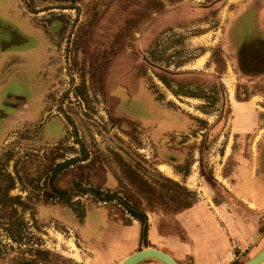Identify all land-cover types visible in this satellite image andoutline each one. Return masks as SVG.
Masks as SVG:
<instances>
[{
    "label": "rangeland",
    "instance_id": "374dc122",
    "mask_svg": "<svg viewBox=\"0 0 264 264\" xmlns=\"http://www.w3.org/2000/svg\"><path fill=\"white\" fill-rule=\"evenodd\" d=\"M30 1L0 0V52L17 30L15 42L30 41L21 49L26 57L42 58V50L46 49V55L49 49L43 25L48 27L52 63L48 86L45 83L49 87L46 103L47 109L60 116H45L44 130L41 123L23 126L0 148V160L17 162L25 184L19 183L13 192L24 198L18 202L17 215L0 213L4 220H0V264H91L89 254L93 252L79 245L67 226L78 228L73 214L53 207L66 205V201L47 202L44 195L56 196L74 180L90 176L96 186L115 185L116 178L117 190L149 214L170 215L195 199L202 200L204 194L210 195L213 180L222 181L220 154L234 139L229 127L233 122L231 98H249L252 89L248 78L240 79L236 66L226 65L219 47L221 31L214 28L219 24L180 25L174 36L171 29L161 33L154 46H144L147 39L139 43L160 12L183 0ZM216 14L210 22L216 21ZM223 14L224 23L227 16ZM171 25L173 21L163 29ZM156 26L152 24L145 32ZM25 73L9 80L8 93L30 94L16 89L17 81L30 83L32 77L36 81L42 74L35 70ZM229 73L235 80L232 88ZM75 84L82 85V102L76 97ZM35 89L31 93L35 106L27 115L33 123L44 116L40 113L44 85ZM172 90L181 96L176 97ZM256 90L264 93L261 87ZM62 97H68V103ZM258 109L263 116L254 133V150L264 138V103ZM186 176H191L189 183ZM197 184L202 189L194 198L186 188L194 189ZM29 190L34 193L32 199ZM27 202L33 204L32 211H26ZM85 202L74 200L73 204L82 213ZM109 209L112 214L120 213L118 208ZM14 222L17 240L10 228ZM85 228L80 229L81 234L89 242L93 228Z\"/></svg>",
    "mask_w": 264,
    "mask_h": 264
},
{
    "label": "crops",
    "instance_id": "0c3cea01",
    "mask_svg": "<svg viewBox=\"0 0 264 264\" xmlns=\"http://www.w3.org/2000/svg\"><path fill=\"white\" fill-rule=\"evenodd\" d=\"M18 1L21 3V0ZM236 1L226 0L224 4L237 6ZM25 14L23 12V15ZM29 18L38 29L33 19L30 16ZM232 26L234 29L231 44L225 55L230 59L231 65L240 68V79L248 78L252 92L247 100L235 101L234 97L231 98L232 116H236L234 124L229 127L235 138L240 137L242 145L234 151V139L230 152L228 145L224 157L220 156L222 167L226 168L228 163L232 167L228 176L225 175L222 182L216 184L223 189L224 198L215 203L213 196L216 197L218 189L211 186L210 198L203 196L201 201L181 212L170 215L148 213L149 244L148 247L143 245V248L160 250L179 264H235L236 261L245 264L264 249V149L256 157L250 149L251 145L243 141V138L255 132L260 125V117L263 116L258 108L264 103L261 101L264 96L256 89L264 82V0H243L235 10L230 27ZM17 28L19 30V26ZM18 37L17 30L12 31V39L5 50L0 52V142L7 138L10 132L25 125L40 123L45 117L34 123L27 119L28 112L35 106L31 93H35V87L41 88V85H44V90L40 97L43 109L42 112L40 109V113L45 115L44 70L48 50L47 56L44 55L46 49H41L44 52L42 58H28L21 49L30 41L20 39L22 43L15 42ZM46 41L50 48L47 38ZM34 70L42 74L39 79L35 81L31 76L30 83L24 81L25 79H19L16 83V89H25L30 94L21 91L8 93L10 79ZM234 81L229 73L230 84H227L230 88L233 87ZM37 90L39 92V89ZM39 95L40 92L37 95L38 100ZM91 209H95L94 213L97 212L100 216L96 217V213L94 218H89L94 213L90 214L88 208L80 226L83 230H87L86 225L93 228L94 233H87L91 237L90 245L83 243L93 252L90 257L91 264H120L128 256L138 252L141 246L140 222L133 220L124 223L102 208ZM179 227L184 233L183 237L178 231ZM253 246L254 251L250 257L245 258V253ZM119 257L122 258L120 261L117 259ZM141 264L163 263L151 260Z\"/></svg>",
    "mask_w": 264,
    "mask_h": 264
},
{
    "label": "flooded vegetation",
    "instance_id": "af4514ba",
    "mask_svg": "<svg viewBox=\"0 0 264 264\" xmlns=\"http://www.w3.org/2000/svg\"><path fill=\"white\" fill-rule=\"evenodd\" d=\"M26 1H28V3L31 2L30 0H26ZM225 1L226 0H211V1L210 0H183L180 3H176L169 10L162 11V12H160L159 16H156L154 21H152L150 23V26L152 24H157V26L154 29H152V31L149 32V33H146L145 31H147L150 26L147 29H145L143 31V34H141L139 43H141L144 39H147V40H149V42L147 44H145V42H144V46H147V45L150 46V45H152V43H154L152 45V46H154L156 44V42L158 41L157 40L158 36L161 33H163L167 29H171L172 32L174 33L176 30H178L175 27H179L180 25L194 24V23L199 24L198 22H200V21H202L204 24H205V22L212 23L213 25L219 24L218 25L219 27H214L215 29L219 28L218 30L221 31L220 32L221 38L219 40L220 41L219 42L220 43L219 47L222 49V56L225 59L226 65L230 64V66H233V65H231L230 59H227L225 54L227 53L226 50L229 48V46L231 44V36H232V31L234 29V27L232 26V28H231L230 25H231V22H232V19H233L234 15H235V10L237 9V6L241 5V2L243 0H237L236 3H235V4H237V6H231L229 4L225 5L224 4ZM225 9H227V10L224 11ZM215 13H217L216 17H215L216 21L210 22L214 18V16H212V15L215 14ZM223 13L226 14V16H227V19L225 20L224 23H223V17L224 16H222ZM169 21H173V25L169 26L168 28L163 29L164 26L166 25V23L169 22ZM43 27H44V30H45V36H46V38H47V40L49 42V45H50V48L48 46V48H49L48 49V56L46 55L47 56V58H46V63L47 64H46V67H45V70H44V75H45V80H46L45 82H46V86H48V81H47L46 77L48 75V70H49V68H51V63H52V41H51L50 35L48 33V30H47L48 27H46L45 25H43ZM203 34H206V32L203 33ZM203 34H200V35H203ZM174 35H175V33L172 36H174ZM194 37H197V35H193L192 36V38H194ZM179 66H183V65H179ZM237 68L240 70L239 67H237ZM239 83H240L239 87H242L243 82L240 80ZM74 87H75L74 90H75L77 99H79L80 102H82L81 98H82L83 94L80 93V90L82 89V85L75 84ZM259 87L264 89V82H262ZM172 93L176 97H180L181 96V93L174 92L173 90H172ZM261 94L264 96V93H261ZM48 95H49V87L46 88V96H45V99H44V114H45L44 116H60V115H56L50 109H47L46 100L48 98ZM193 98H196V97L193 96ZM202 99L203 100H207L209 102V100L207 98H202ZM247 99H249V98H246V99H237L236 98L235 101H242V100H247ZM62 100L64 102L66 101V103H68L67 100H69V99H68V97L66 99H65V97H62ZM235 116H236V114H235ZM235 116H233V119H232V121H233L232 123L233 124H234ZM45 119H46V117H45ZM43 120L40 122L43 125L42 126L43 127L42 130H44V128H45V121H43ZM256 130H255V132H256ZM15 132L16 131L10 132L9 135L7 136V138L5 137L4 140L2 142H0V148L8 140V138L10 136H12ZM254 133H252V135H250V136H248L246 138H243V141H245V143L247 142V144L251 143L250 144L251 145L250 149L252 150L253 155L257 157V156H259V152H261V150L263 149L262 148V143L264 142V138L260 141L259 145H257V149L254 150L255 146L253 144H254V140H255L254 138L256 136V135H254ZM231 134L233 136L232 132H231ZM228 136H229V139H230V137H232L231 135H228ZM234 139L236 140L235 146H234V151H235L237 149L236 147H239L242 144H241V141H240V137H237V138L234 137ZM228 145H229V147L227 149H229L228 152H230V148H231L232 144H230V141H229L224 146L223 153L220 154V156L224 157V155L226 154V147ZM175 157L178 160L179 159V154H177ZM83 158H85L83 161H85L87 159L86 156H83ZM219 166H220V169L222 168V177H224L225 175L228 176V173H230L232 171V170H230V169H232V167L229 166V163H228V166H226V168L222 167V163H219ZM60 167H62V166H60ZM65 168L66 167H64V169ZM18 169H19V165L17 164V162H14L13 160H0V213L4 214V215H7V216H9V212H12L13 215H17L18 206H19L18 202L24 200V198H20L22 193L15 194L13 196V192L18 190L19 183H22V185L24 184L23 181H22L23 180V178L21 176L22 174L20 173V171ZM49 173L50 172H48V175H49ZM176 174L177 175H182V173H180L178 170H177ZM60 175H61V173H59L57 175V177L60 176ZM174 175H175V173H174ZM41 176H42L43 181H45L46 180L45 177H47L46 170H43ZM190 178H191V176L190 177L186 176V182L189 183ZM114 179H115V182H116L115 185L113 184V185H109V186H106V185L96 186V185L92 184V182L90 181V176H89L85 180L84 179L81 180V181L74 180L73 183L71 184L70 188H68L66 190H63V191L56 192L57 193L56 196H53L51 194H45L44 195V198H45V200H47V202H49V200H56V199L60 200V202L66 201V205L65 204L61 205L59 203V205H54L53 207H60V208H63L65 210L71 211V213L74 216L73 219L75 220V223L77 224L78 228L71 227L69 225H67V226L69 227V230H71V231H73L75 233L76 240H78L79 245L82 246L84 242L87 243L88 245H90L89 242H87V241H85L83 239V236H82L81 230H80L81 229L80 226L84 222V219L86 217V213L88 211V208H90V209L91 208H102V210L104 209L108 213H110V215L112 217H114V218H116V219H118V220H120V221H122L124 223H129L130 221L137 220L129 213V208L134 207L133 206L134 205L133 202L128 200V198L126 196H124V194L120 190H117V187H118L119 183H118V180L116 178H114ZM172 182L177 184V185H180V184H178V182H175V181H172ZM217 182H222V181L213 180V182L210 183V185L212 187L218 189L216 197L213 196L215 203L220 202L224 198V191L221 188V186H217L216 185ZM75 184H80V185H82L83 188L93 187L95 189H98V190L102 191L103 193H108V192L116 193L117 194V198L114 201L101 202L97 195H95L94 193H91V192H88V193L84 194V193H82L80 191V189L75 188ZM28 186L29 185L27 184V187ZM200 189H202V188L199 187L198 184H197L196 188L190 189V190L188 188H186V191L189 192L190 195L195 198V197H198V195L200 194V192H199ZM191 191L194 192V194ZM196 191H198V195H197ZM63 192H67V193H69V195L68 196H63L61 194ZM33 194L34 193L31 192L30 190H29V193H27V195L30 196L31 199L33 197ZM209 194H210L209 196H205V194H204V196L206 198H210L212 193L209 192ZM84 199L86 201L85 202L86 205L84 207L83 212L81 213V212H79L76 209V204H73V203H74V200H77V202H78V201H84ZM120 200L123 202V204H119L118 201H120ZM197 201H201V200L195 199L193 202H191V203H189L187 205H184L181 209L176 210L174 213H178V212H181L184 209L192 207L194 204L197 203ZM47 204H49V203H47ZM108 207L109 208H113L114 207L116 209L118 208V209H120V213L112 214ZM21 208H24V206H22ZM46 208H49V207H46ZM32 209H33V204H31L30 202H27L26 211H32ZM139 210H141V208ZM142 211H143V214H146V217H147V235H146L145 240H142L143 225H142V223L139 220H137L138 222H140L141 227H142V229H141V246H140L138 251H141V250L144 249L143 245L145 247H148V244H149V242H148L149 216H148V212L146 210L142 209ZM151 213L156 214L158 212L157 211H151ZM166 215H168V214H166ZM0 220L4 221L3 219H0ZM5 221L9 222L8 219H6ZM167 225H168V227H170L169 224H167ZM3 226L8 228L10 226V224H3ZM10 228L14 229V232H15L14 238H15V240H17L18 239V235H17V225H16V223L14 222V227H13V224H12ZM178 231H179L180 235L183 237L184 233H183V231H182V229L180 227H179ZM87 244H85V246H87ZM254 249H255L254 246L249 248L247 250V252L245 253V258L250 257V255L254 251ZM89 255H92V253L89 254ZM235 264H242V263H240L239 261L238 262L236 261Z\"/></svg>",
    "mask_w": 264,
    "mask_h": 264
},
{
    "label": "water",
    "instance_id": "95a60500",
    "mask_svg": "<svg viewBox=\"0 0 264 264\" xmlns=\"http://www.w3.org/2000/svg\"><path fill=\"white\" fill-rule=\"evenodd\" d=\"M151 260L158 261L163 264H179L170 255L155 248H146L141 251L135 252L130 256H128L120 264H141L143 262L151 261ZM263 263H264V249L245 264H263Z\"/></svg>",
    "mask_w": 264,
    "mask_h": 264
},
{
    "label": "trees",
    "instance_id": "16d2710c",
    "mask_svg": "<svg viewBox=\"0 0 264 264\" xmlns=\"http://www.w3.org/2000/svg\"><path fill=\"white\" fill-rule=\"evenodd\" d=\"M75 188L80 189V191L82 193H94L95 195H97L100 199L101 202H110V201H114L117 198V194L116 193H103L102 191L95 189L93 187H89V188H83L82 185L80 184H75ZM63 196H68L69 193L67 192H63L61 193ZM119 204H123V202L120 200L118 201ZM134 207L129 208V213L137 220H139L142 225H143V231H142V240H145L146 235H147V217L146 214H143L142 210H139L140 208L137 207L136 205H133Z\"/></svg>",
    "mask_w": 264,
    "mask_h": 264
},
{
    "label": "bare ground",
    "instance_id": "6f19581e",
    "mask_svg": "<svg viewBox=\"0 0 264 264\" xmlns=\"http://www.w3.org/2000/svg\"><path fill=\"white\" fill-rule=\"evenodd\" d=\"M163 168L167 170V168H166V167H163ZM172 176H173V175H172ZM123 261H124V260H123ZM123 261H122V262H123ZM122 262H121V263H122Z\"/></svg>",
    "mask_w": 264,
    "mask_h": 264
}]
</instances>
